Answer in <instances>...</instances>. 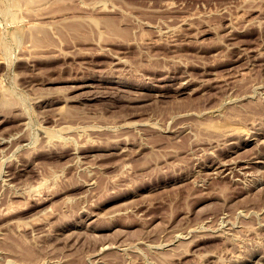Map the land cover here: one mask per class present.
Masks as SVG:
<instances>
[{
	"label": "rangeland",
	"instance_id": "1",
	"mask_svg": "<svg viewBox=\"0 0 264 264\" xmlns=\"http://www.w3.org/2000/svg\"><path fill=\"white\" fill-rule=\"evenodd\" d=\"M0 264H264V0H0Z\"/></svg>",
	"mask_w": 264,
	"mask_h": 264
},
{
	"label": "bare ground",
	"instance_id": "2",
	"mask_svg": "<svg viewBox=\"0 0 264 264\" xmlns=\"http://www.w3.org/2000/svg\"><path fill=\"white\" fill-rule=\"evenodd\" d=\"M8 48V47H7ZM6 50V49H5Z\"/></svg>",
	"mask_w": 264,
	"mask_h": 264
}]
</instances>
